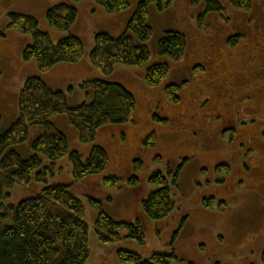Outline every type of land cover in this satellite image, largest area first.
I'll return each mask as SVG.
<instances>
[{
  "label": "rangeland",
  "instance_id": "1",
  "mask_svg": "<svg viewBox=\"0 0 264 264\" xmlns=\"http://www.w3.org/2000/svg\"><path fill=\"white\" fill-rule=\"evenodd\" d=\"M59 1L63 0H0L2 130L9 128L18 115L20 79L31 70V62L35 63L34 59L22 58L30 36L8 27L7 13L32 15L39 28L46 30L51 38L52 32L61 37L63 32L49 26L45 18V10ZM86 1L91 0L77 4L79 16L73 30L84 46L78 62L87 61L92 66L90 50L86 56L84 52L89 42L93 44L95 32L106 31L118 36L126 25L119 32L107 28L94 32L92 23L105 25L106 15L118 16L124 10L112 14L96 2L94 6H83ZM218 1L224 8L222 15L205 13V0L197 6L190 2L194 15L186 8L185 0L177 3L180 13L170 12V7L158 12L150 5L147 22L152 35L145 43L150 58L138 66L117 64L107 77L129 90L135 98L136 109L133 121L104 126L97 131L94 142L104 147L108 158L105 170L74 181L68 159L62 157L55 162V174L48 177L46 185H70V192L84 205L89 245L85 264H126L116 255L117 250L124 248L143 256L172 251L176 258L171 264H264V0H250L248 10L234 8L230 0ZM130 7L129 0L126 9ZM200 14H203L204 28L197 25ZM167 30L180 31L186 36L185 54L179 61L157 52L158 41ZM234 37L237 41L230 45L229 40ZM253 50L257 54L251 60L249 55ZM163 62L169 66L168 75L159 85L148 86L146 69ZM216 62L223 68L217 70V77L211 72ZM78 74L67 72L60 77L67 83L59 89L69 105L80 104L87 98V92L79 84L94 76L88 72L77 82ZM169 84L179 87L177 103L170 102L165 95ZM201 96H204L202 100ZM156 117L166 119V123ZM57 119L60 120L57 122ZM52 120L67 136L70 150L83 153L82 146L90 148L78 139L77 131L64 115L52 116ZM40 129L38 125H30L28 140L14 146L22 156L32 153L30 143ZM242 131L248 132L247 136L241 135ZM148 134H153L155 139L152 146L143 144ZM42 159L44 164L48 163L45 157ZM136 159L141 162L139 171L134 170ZM217 162L227 164L230 173L217 175L214 169ZM239 171L240 182L234 190L231 186L230 193L228 189L223 190L226 182L236 181ZM154 172H161L167 179L174 201L170 215L158 221L149 219L141 210V201L158 189L149 180ZM107 175L118 177L119 185L108 188L103 181ZM131 175L139 179L136 186L128 181ZM46 185L34 181L28 186L16 185L8 189L6 204L32 197ZM88 198L99 201L104 212L115 221L139 219L145 242L138 244L126 238L124 232L117 242H99L93 228L97 214ZM210 198L211 204L205 205L204 200Z\"/></svg>",
  "mask_w": 264,
  "mask_h": 264
},
{
  "label": "trees",
  "instance_id": "2",
  "mask_svg": "<svg viewBox=\"0 0 264 264\" xmlns=\"http://www.w3.org/2000/svg\"><path fill=\"white\" fill-rule=\"evenodd\" d=\"M81 1H59L45 10L48 25L63 32L57 41L39 28L34 16L13 11L7 13V26L30 36L22 58L25 61L34 59L36 71L22 83L18 93V115L9 128L1 129L0 115V264H85L89 245L84 205L70 192V185H46L47 179L54 176L55 162L62 157L70 162L74 181L105 170L108 158L104 147L94 142L97 131L104 126L133 121L136 109L135 98L129 90L107 77L111 76L117 64L138 66L148 61L150 52L145 43L152 35L147 22L149 6L163 12L174 0H139L121 34L113 36L106 31L95 32L89 60L102 76L82 80L79 87L87 92V98L80 104L69 105L64 92L44 80V73L59 63L73 64L82 58L83 43L73 30L78 15L77 4ZM93 1L112 14L129 6V0ZM202 1L190 0L193 6ZM230 4L234 8L248 10L251 1L230 0ZM223 11L218 0H205V13L222 15ZM197 25L199 28L206 26L203 14L198 15ZM0 34L3 35V31L0 30ZM232 43L233 40L230 41ZM186 45V36L182 32L167 30L158 41L157 52L160 56L179 61L184 57ZM168 72L167 63H155L146 69L145 82L150 87L157 86ZM178 88L175 84L165 87V95L172 103L179 101ZM56 115H64L77 131L78 139L90 145L86 155L69 149L67 136L52 120ZM158 120L166 123L165 119ZM32 124L42 129L30 143L32 153L22 156L14 146L28 140ZM143 144L154 145L153 134H148ZM42 157L48 163L44 164ZM140 169L141 162L136 159L134 170ZM223 171L227 172L228 168ZM149 180L158 189L141 201V210L149 219L158 221L170 215L174 201L168 181L161 172H154ZM32 181L46 186L32 197L16 204H6L8 189L16 185L28 186ZM103 181L108 188H113L119 185L120 179L107 175ZM128 181L136 186L139 179L137 175H131ZM88 201L97 214L93 228L99 242H117L121 240V232L138 244L145 242L139 219L134 222L115 221L104 212L99 201L92 198ZM211 202L204 201V204L208 206ZM116 255L120 262L126 264H171L176 258L172 251L143 256L127 248L117 250Z\"/></svg>",
  "mask_w": 264,
  "mask_h": 264
},
{
  "label": "crops",
  "instance_id": "3",
  "mask_svg": "<svg viewBox=\"0 0 264 264\" xmlns=\"http://www.w3.org/2000/svg\"><path fill=\"white\" fill-rule=\"evenodd\" d=\"M15 1H19V0H15ZM63 1H68V0H63ZM136 1L137 0H130L131 7L129 9H126V10L122 11L121 13H119L118 16L116 15L117 17L106 15V17H104L105 20L107 21V23L105 25H99L97 23V21L92 23L93 31L95 32L96 30H99L100 28H107V29L111 30L112 32L121 31L123 29V27H125L127 20H128L130 14L132 12V9H133ZM178 2H179V0L173 1L172 5L169 8L170 12L180 13V10L177 8ZM185 3L187 5V7L186 6L185 7L189 8L191 10L192 14L194 15V12H193L194 7L192 6V8H190L191 7L190 0H185ZM82 4H83V6H88V7L94 6V1H92V0L90 2L86 1ZM77 8H78V6H77ZM100 12H102V11L100 10ZM153 12H154V9L151 8L150 14H152ZM77 16H79V12H78ZM77 21H78V17H77L76 22ZM75 29H76V26H75ZM59 37H60L59 33L52 32V38L51 39L53 41H57L59 39ZM92 45L89 42L88 45L86 46L85 52H84L85 56H86V54H88V51L92 48ZM30 69L31 70L29 72H27V73L25 72L24 76L22 75L23 77H21V79H20V84L23 83V81L25 80L27 75L33 74L36 71V65L34 62L33 63L31 62V68ZM67 72L79 73L77 75V82L82 80V78H84L88 72L94 76L100 75L99 71L95 67L91 66L87 61H81V62H78L76 64L59 63V64L55 65L48 72L44 73V80L48 83V85H50L54 88L64 87V86H66L67 83L65 80L60 79V77ZM60 119H61V117H60ZM60 119H57V122ZM63 120H65V119H63ZM82 151H83V153L81 152L82 154H84V153L87 154L89 151V147L88 146H82Z\"/></svg>",
  "mask_w": 264,
  "mask_h": 264
},
{
  "label": "flooded vegetation",
  "instance_id": "4",
  "mask_svg": "<svg viewBox=\"0 0 264 264\" xmlns=\"http://www.w3.org/2000/svg\"><path fill=\"white\" fill-rule=\"evenodd\" d=\"M251 6V5H250ZM250 9V8H249ZM233 40V43L232 44H230V41L231 40H229V44L230 45H233L236 41H237V37H234V39H232ZM256 49V48H255ZM256 51L255 50H253L252 52H250V55H249V59H254V58H256ZM213 67H214V69L212 70V67H211V72H212V74L213 75H215L216 77H217V74H216V72H217V70H219V71H222V69L223 68H221V65H219V63L218 62H216L215 64H213ZM225 81V80H224ZM255 85H257L258 83H254ZM232 85V84H231ZM238 88H236V90H237ZM237 93H238V91H237ZM204 98V96H201V97H199V99L200 100H202ZM222 108H224V107H222ZM220 110H222V109H220ZM228 112H229V110H228ZM226 117H228V114H227V112H226ZM166 120V119H165ZM204 124V122H201V124ZM247 133L248 132H243L242 131V134L241 135H245V136H247ZM250 133V132H249ZM248 135H250V134H248ZM220 162H222V161H220ZM216 164V163H215ZM220 166H224L225 168H228V171L227 172H225V171H223V169H225L224 167H222L221 169H219V167ZM215 172H216V174L217 175H219V174H221V173H227V174H229L230 173V167L227 165V164H224V163H218L217 162V164L215 165ZM240 172V171H239ZM240 175H241V172H240V174L239 175H237V177H236V181L233 183V181H228V182H226V186H225V188H223V190H225V189H228V191H229V186H231L232 188H233V190H234V188H235V186L236 185H238V183L237 182H240V181H238V179H239V177H240ZM211 183V182H210ZM223 190H221V191H223ZM220 191V190H219ZM229 193H230V191H229ZM228 193V194H229ZM213 199L212 198H210V199H205L204 201H212ZM262 260H264V253H263V255H262Z\"/></svg>",
  "mask_w": 264,
  "mask_h": 264
}]
</instances>
